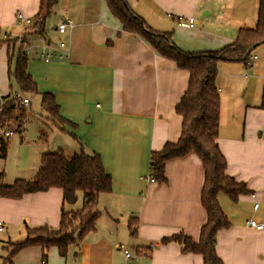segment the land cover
<instances>
[{"label": "crops", "instance_id": "crops-1", "mask_svg": "<svg viewBox=\"0 0 264 264\" xmlns=\"http://www.w3.org/2000/svg\"><path fill=\"white\" fill-rule=\"evenodd\" d=\"M39 1L0 0V91L18 89L12 73L20 49L28 45L26 72L36 83L35 95L52 94L60 116L72 124L65 123L64 129L81 150L100 156L112 188L98 197L95 230L65 256L53 246L42 260L40 247L28 246L12 264H203L200 254L182 252L181 243L162 241L177 234L198 240L206 219L199 159L192 153L170 159L164 165L165 181L149 180L151 152L178 140L181 119L174 107L187 88L188 73L139 36L123 31L103 0L95 6L93 0H70L79 4L73 9L61 4L64 14L58 23L67 18L73 22L65 35L58 36L56 25L50 32L44 27L42 34H28L29 25L20 24L16 14L33 21ZM126 2L146 26L171 33L181 51L195 53L219 49L234 40L238 29L254 28L259 0ZM59 39L66 43L64 57L43 61L37 46L45 41L56 46ZM14 40L12 49L9 42ZM216 85L217 143L226 173L250 193L236 201L217 194L229 224L217 231L215 251L223 264H264V227L245 226L248 219L264 223V44L252 50L247 66L220 62ZM29 123L23 124V134ZM61 211L59 188L19 199L0 197V235L6 238L0 240L2 252L7 254V242H15L10 240L14 232L26 238V227H57ZM120 243L131 248L132 257L117 248Z\"/></svg>", "mask_w": 264, "mask_h": 264}, {"label": "trees", "instance_id": "trees-1", "mask_svg": "<svg viewBox=\"0 0 264 264\" xmlns=\"http://www.w3.org/2000/svg\"><path fill=\"white\" fill-rule=\"evenodd\" d=\"M109 13L115 18L123 31L143 39L160 57L188 73L187 88L174 107L180 116L181 128L178 140L166 143L162 150L152 151L150 155L149 177L156 182H164L165 162L190 153L200 161L203 169V183L200 201L206 219L201 226L197 241L181 234L163 239L182 244V252L202 256L203 264H223L218 258L214 238L218 230L228 226V220L217 202V194L224 193L231 201L240 195L250 193L243 182L236 181L226 173V161L219 150L218 124L220 100L216 77L220 62H238L249 65L250 54L254 48L264 44V0H259L257 19L254 28L237 30L234 40L216 50L187 53L181 51L172 41L171 33H162L146 26L136 16L126 0H103ZM56 0H40L38 12L28 24V34H42L44 22ZM14 49L15 40L9 42ZM17 90L23 94H37L36 83L26 72V58L19 55L12 73ZM40 106L60 130L65 131V123L51 93L40 94ZM264 108V88L262 104ZM22 117H25L22 113ZM23 126L19 127L22 133ZM72 135V134H71ZM7 140L0 138V157H6ZM1 177V175H0ZM59 188L62 191V211L55 228L41 226L26 227V238L21 242H7V254L1 264H12L13 257L23 248L39 246L41 258L45 260L47 251L56 247L59 255L65 256L72 245H78L84 237L95 230L98 217L96 205L100 194L109 193L112 188L110 174L104 170L101 158L96 153L81 151L72 156L61 150L42 153L37 174L29 180L16 179L11 185H0V197L19 199L24 194ZM78 193L82 196L79 209L65 210V205L76 203ZM134 234L133 227L129 226Z\"/></svg>", "mask_w": 264, "mask_h": 264}, {"label": "rangeland", "instance_id": "rangeland-1", "mask_svg": "<svg viewBox=\"0 0 264 264\" xmlns=\"http://www.w3.org/2000/svg\"><path fill=\"white\" fill-rule=\"evenodd\" d=\"M96 2L97 0H93L94 6ZM61 4H65L72 9L79 5L70 0H56L44 22V27L47 32H50L54 28V25H57L58 21L63 17L64 13L60 10ZM29 98L31 101V110L29 108L30 113L25 112L24 115L25 117H29L30 123L26 126L27 131L24 134L22 133L21 136L14 134L7 140L6 157H0V184L11 185L16 179H32L35 177L42 153H52L61 150L65 155L72 156L83 151L79 148V144H77L73 136L67 130H60L52 122L48 114L41 109L39 96L29 95ZM81 202L82 196L78 193L76 203L65 205L64 209H79ZM23 235L24 233L22 232H14L10 240L15 242L23 241L25 239L21 238ZM0 240H6V238L0 235ZM131 241V238L128 236V243ZM72 247L73 245L69 247V250ZM125 247L131 254V248H128L126 245ZM0 252L2 253L1 255H5L6 253L4 251L2 252L1 248Z\"/></svg>", "mask_w": 264, "mask_h": 264}, {"label": "built area", "instance_id": "built-area-1", "mask_svg": "<svg viewBox=\"0 0 264 264\" xmlns=\"http://www.w3.org/2000/svg\"><path fill=\"white\" fill-rule=\"evenodd\" d=\"M16 19L20 24L22 23L24 25H28L31 22L29 18L24 17L21 13L16 14ZM179 19L181 18L179 17ZM192 21L193 19L191 18L188 20L189 23H192ZM72 27V20L67 18L55 26V31L59 36H62ZM65 49L66 43L59 39L56 46H54L51 41L43 42L41 45L37 46L36 53L43 61L49 62L52 61L54 57H64L66 52ZM29 53L30 47L23 44L19 55L26 57ZM29 107L30 99L19 90L11 88V90L6 94H3L0 91V138L8 139L14 134H20L19 127L29 121L28 117H22V113L29 112ZM149 180L154 181L150 177ZM257 206L258 204L256 203L253 205V208L256 209ZM245 226L259 230L264 227V223H255L253 220L248 219L245 221ZM117 248L123 252L126 258L132 257L124 244H118ZM149 248H152V245H150ZM142 256H146V253H143Z\"/></svg>", "mask_w": 264, "mask_h": 264}]
</instances>
